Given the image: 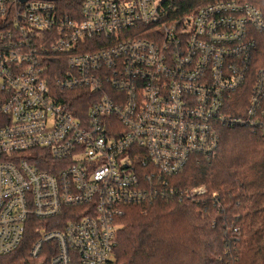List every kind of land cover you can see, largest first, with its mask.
<instances>
[{"label":"built area","instance_id":"2783aa9c","mask_svg":"<svg viewBox=\"0 0 264 264\" xmlns=\"http://www.w3.org/2000/svg\"><path fill=\"white\" fill-rule=\"evenodd\" d=\"M61 3L0 0V264L34 221L32 261L53 243L50 264H114L128 206L206 193L170 178L224 128L264 134L256 6L82 0L72 18Z\"/></svg>","mask_w":264,"mask_h":264},{"label":"trees","instance_id":"16d2710c","mask_svg":"<svg viewBox=\"0 0 264 264\" xmlns=\"http://www.w3.org/2000/svg\"><path fill=\"white\" fill-rule=\"evenodd\" d=\"M81 1L62 0L61 15L80 18ZM219 1L172 0L179 14ZM235 1L252 4L264 15V0ZM71 4L78 7L76 16ZM256 44L253 73L264 70V32L256 36ZM5 100L0 89V105ZM74 106L82 107L84 114L89 107L79 100ZM170 184L181 191L204 186L206 193L128 206L120 220L114 264H264V134L224 128L216 155L191 159L180 174L170 178ZM34 222L23 243L3 256L1 264H31V249L38 239L34 227L45 223ZM47 222L48 230H54L63 229L67 221ZM54 246H43V264L51 263Z\"/></svg>","mask_w":264,"mask_h":264},{"label":"rangeland","instance_id":"374dc122","mask_svg":"<svg viewBox=\"0 0 264 264\" xmlns=\"http://www.w3.org/2000/svg\"><path fill=\"white\" fill-rule=\"evenodd\" d=\"M201 187H204V186H201ZM31 264H39V262L35 260V261H32Z\"/></svg>","mask_w":264,"mask_h":264}]
</instances>
